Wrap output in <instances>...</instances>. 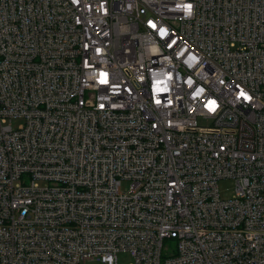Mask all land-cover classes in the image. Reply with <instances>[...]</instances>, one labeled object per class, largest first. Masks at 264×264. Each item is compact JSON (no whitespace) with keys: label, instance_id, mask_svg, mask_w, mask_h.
<instances>
[{"label":"built area","instance_id":"built-area-1","mask_svg":"<svg viewBox=\"0 0 264 264\" xmlns=\"http://www.w3.org/2000/svg\"><path fill=\"white\" fill-rule=\"evenodd\" d=\"M0 264H264V0H0Z\"/></svg>","mask_w":264,"mask_h":264},{"label":"rangeland","instance_id":"rangeland-1","mask_svg":"<svg viewBox=\"0 0 264 264\" xmlns=\"http://www.w3.org/2000/svg\"><path fill=\"white\" fill-rule=\"evenodd\" d=\"M200 123L203 122L200 121ZM218 184H219L220 194L223 198H230L233 196L235 192V181L233 179L230 178L220 179ZM127 256L128 255H125V257L122 259L123 260L122 263H126L128 261L129 258Z\"/></svg>","mask_w":264,"mask_h":264},{"label":"snow or ice","instance_id":"snow-or-ice-1","mask_svg":"<svg viewBox=\"0 0 264 264\" xmlns=\"http://www.w3.org/2000/svg\"><path fill=\"white\" fill-rule=\"evenodd\" d=\"M187 10L190 11L191 10V5H188L187 6ZM153 28H155L156 26L155 25H152ZM166 33L164 32V30H161V35H165ZM172 44H175V41H171V43L168 45L169 47L172 46ZM192 59H195V57H192ZM107 73H101V79H100V83L101 84H107L108 83V79H107ZM240 96L244 97V99H249V97L243 92L241 91L240 92ZM157 103H160L159 100L156 101ZM206 107L209 108V111H214L215 110V107H216V104H215V101H210L208 105H206Z\"/></svg>","mask_w":264,"mask_h":264}]
</instances>
